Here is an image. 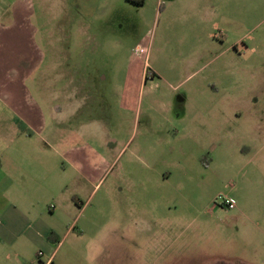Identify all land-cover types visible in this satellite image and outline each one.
<instances>
[{
    "label": "rangeland",
    "instance_id": "rangeland-1",
    "mask_svg": "<svg viewBox=\"0 0 264 264\" xmlns=\"http://www.w3.org/2000/svg\"><path fill=\"white\" fill-rule=\"evenodd\" d=\"M40 2L33 0L36 16ZM156 2L139 7L114 1L105 19L95 5L96 23L78 3L68 8L69 24L51 25L64 80L97 83L74 94L82 109L70 124L106 122L117 140L110 177L118 175L123 188L107 197L108 181L93 199L82 200L80 226L71 223L53 237L46 256L54 254L53 264H86L85 257L95 264L90 258L102 256L105 264H121L122 257L135 264L141 256L144 264H185L202 256L216 247L209 229L222 223L218 211L230 212L217 198L247 190L249 149L264 156V0H221L219 15L202 25L203 41L190 35V24L157 16ZM199 44L207 50H196ZM222 79L217 95L208 84ZM128 81L135 95L125 99ZM218 111L234 120L225 123V148L211 152L201 145L203 133L184 127L191 115L208 112L215 119ZM170 172V180L156 181ZM152 193L158 198L153 203L145 200ZM138 194L145 196L141 206ZM133 210L145 214L144 228L132 223ZM106 222L111 225L104 229Z\"/></svg>",
    "mask_w": 264,
    "mask_h": 264
},
{
    "label": "crops",
    "instance_id": "crops-1",
    "mask_svg": "<svg viewBox=\"0 0 264 264\" xmlns=\"http://www.w3.org/2000/svg\"><path fill=\"white\" fill-rule=\"evenodd\" d=\"M52 1L41 0V12L36 16L33 0H0V264H53L54 254L46 258L53 237L71 223L80 226L82 200L93 199L108 181L107 197L114 188L119 192L123 189L118 175L110 177L118 160L117 147H113L117 140L111 138L106 122L102 120L99 126L70 124L82 109L74 94L97 83L64 80L54 59L58 49L51 40V25L57 20L69 24L68 8L82 7L88 20L96 23L98 7L103 8L100 16L105 19L114 1L128 2ZM149 1L152 0L146 3ZM220 1L157 0L156 14L173 24H190L195 29V34L190 35L203 41L207 32L202 25L209 22L211 14L219 15ZM228 1L233 5L238 2ZM204 46L199 44L196 50H207ZM229 72L223 71V75ZM225 83L222 79L215 84L209 82L208 86L218 95ZM130 85L128 81L125 99L135 95L133 90L128 91ZM213 115H191V122L184 129L192 135L203 133L206 137L201 145L219 152L225 148V123L234 118L221 111L215 119ZM248 153L251 159L249 185L244 187L247 190L230 196L236 200V208L218 211L222 223L209 229L216 234V247L200 257L187 258L185 264H264V156L261 150L249 149ZM211 161L213 165L214 159ZM171 173L163 177L158 174L156 181L170 180ZM138 197L140 206L145 200L153 203L158 199L153 193L147 199L143 194ZM130 216L133 224L145 225L142 211L133 210ZM94 221L92 227L98 228ZM110 225L106 222L103 228ZM71 229L67 228L69 234ZM171 243L174 245L175 241ZM102 257L90 259L105 264L108 258ZM85 258L89 264V258ZM128 263L127 257L121 258V264ZM144 263V257L136 258L135 264Z\"/></svg>",
    "mask_w": 264,
    "mask_h": 264
},
{
    "label": "built area",
    "instance_id": "built-area-1",
    "mask_svg": "<svg viewBox=\"0 0 264 264\" xmlns=\"http://www.w3.org/2000/svg\"><path fill=\"white\" fill-rule=\"evenodd\" d=\"M217 201L221 204L222 207L228 209V210H233L237 206L236 200H234L232 197H229L227 195H220L217 198Z\"/></svg>",
    "mask_w": 264,
    "mask_h": 264
},
{
    "label": "trees",
    "instance_id": "trees-1",
    "mask_svg": "<svg viewBox=\"0 0 264 264\" xmlns=\"http://www.w3.org/2000/svg\"><path fill=\"white\" fill-rule=\"evenodd\" d=\"M128 3L133 4L135 6H144L147 0H126ZM153 76V75H152Z\"/></svg>",
    "mask_w": 264,
    "mask_h": 264
}]
</instances>
